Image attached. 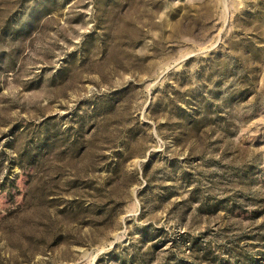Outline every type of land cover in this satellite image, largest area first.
Returning <instances> with one entry per match:
<instances>
[{
    "label": "rangeland",
    "instance_id": "obj_1",
    "mask_svg": "<svg viewBox=\"0 0 264 264\" xmlns=\"http://www.w3.org/2000/svg\"><path fill=\"white\" fill-rule=\"evenodd\" d=\"M0 264H264V0H0Z\"/></svg>",
    "mask_w": 264,
    "mask_h": 264
}]
</instances>
